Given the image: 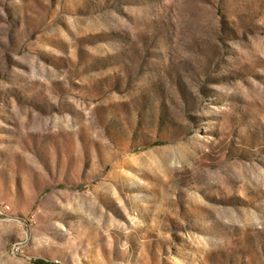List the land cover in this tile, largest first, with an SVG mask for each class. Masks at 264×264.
<instances>
[{
	"label": "rangeland",
	"instance_id": "rangeland-1",
	"mask_svg": "<svg viewBox=\"0 0 264 264\" xmlns=\"http://www.w3.org/2000/svg\"><path fill=\"white\" fill-rule=\"evenodd\" d=\"M0 264H264V0H0Z\"/></svg>",
	"mask_w": 264,
	"mask_h": 264
},
{
	"label": "built area",
	"instance_id": "built-area-1",
	"mask_svg": "<svg viewBox=\"0 0 264 264\" xmlns=\"http://www.w3.org/2000/svg\"><path fill=\"white\" fill-rule=\"evenodd\" d=\"M10 210L8 205L2 204L0 205V214L5 215Z\"/></svg>",
	"mask_w": 264,
	"mask_h": 264
}]
</instances>
